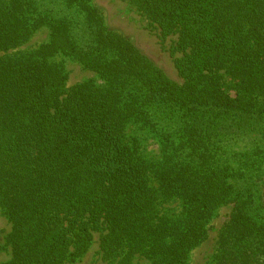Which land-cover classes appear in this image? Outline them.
Segmentation results:
<instances>
[{"label":"trees","instance_id":"16d2710c","mask_svg":"<svg viewBox=\"0 0 264 264\" xmlns=\"http://www.w3.org/2000/svg\"><path fill=\"white\" fill-rule=\"evenodd\" d=\"M122 1L177 36L182 83L91 0H0V264L76 262L94 232L107 264H188L229 203L212 264H264V0Z\"/></svg>","mask_w":264,"mask_h":264},{"label":"rangeland","instance_id":"374dc122","mask_svg":"<svg viewBox=\"0 0 264 264\" xmlns=\"http://www.w3.org/2000/svg\"><path fill=\"white\" fill-rule=\"evenodd\" d=\"M95 5L102 8L106 16V24L112 29H116L123 35L132 40L134 45L146 56H148L164 73L176 81L182 83L175 67L174 60L181 53L175 50L176 35H169L162 38L159 29L151 24L143 15H141L132 5L122 0H91ZM49 32L46 28L38 30L28 42L16 48L25 50L35 48L39 44L46 42ZM57 61H61L67 72V87L86 79H93L95 83L100 84L102 80L92 71L83 68L80 64L66 57H56ZM134 127L128 129V133L133 134ZM136 129V128H135ZM142 140V149L147 157L155 156L158 151L157 143L143 133L136 131ZM249 136L242 137L235 143L238 149H247L251 147L253 140ZM264 144V140H261ZM237 148V147H235ZM264 192V186H262ZM264 196V194H263ZM172 208L174 209V206ZM233 204L222 205L211 220L208 229L207 239L198 247L194 248L189 255L188 264H212L214 255L218 247L219 234L224 223L229 218ZM10 223L0 212V242L2 248L0 250V263L10 258V247L6 244V235L10 231ZM140 264L141 261L135 260ZM69 264H107L101 255L99 248V233L94 232L90 247L86 253L76 262Z\"/></svg>","mask_w":264,"mask_h":264}]
</instances>
